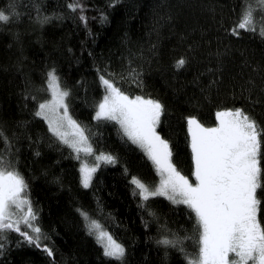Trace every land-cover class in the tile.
I'll list each match as a JSON object with an SVG mask.
<instances>
[{
    "label": "trees",
    "instance_id": "trees-1",
    "mask_svg": "<svg viewBox=\"0 0 264 264\" xmlns=\"http://www.w3.org/2000/svg\"><path fill=\"white\" fill-rule=\"evenodd\" d=\"M76 2L0 0V11L12 16L0 24V130L7 138L0 139V155L24 177L42 236L36 247L9 232L0 241V264H120L103 255L81 210L124 246L123 264H187L199 247L195 216L162 196L144 203L133 195L132 177L154 186L159 176L117 124L95 119L104 95L100 76L130 97L164 106L157 132L169 142L176 169L194 182L189 117L215 127L217 112L242 109L264 129V37L232 34L245 0H78L83 10L72 11L68 5ZM52 70L95 152L117 161L102 163L88 188L81 160L36 115L50 98ZM258 195L264 201V190ZM260 219L264 224V204ZM173 235L183 251L158 243Z\"/></svg>",
    "mask_w": 264,
    "mask_h": 264
},
{
    "label": "snow or ice",
    "instance_id": "snow-or-ice-1",
    "mask_svg": "<svg viewBox=\"0 0 264 264\" xmlns=\"http://www.w3.org/2000/svg\"><path fill=\"white\" fill-rule=\"evenodd\" d=\"M68 7L72 11L78 7L83 10L78 0ZM258 12L261 13L259 17ZM11 19L12 16L0 11V24ZM81 19L85 18L81 16ZM241 30L264 37V0H245L232 34L239 35ZM184 63L183 59L179 60L177 67ZM100 82L104 95L96 106L95 119L117 124L122 136L146 155L160 177L154 186L132 177L133 195L139 196L144 203L163 196L173 204L185 205L195 216L199 247L194 257H186L187 264H264V224L260 219L264 201L258 195L264 190V168L261 166L264 129L242 109L217 112L216 127H205L195 117H189L193 182L176 169L169 142L157 132L164 106L142 96L130 97L104 76H100ZM47 90L51 98L38 105L36 115L46 120L53 135L81 160V183L88 188L100 163L115 165L116 158L96 153L86 130L68 114L70 93L63 88L55 70L48 73ZM0 139L7 143L2 130ZM87 157H92L91 163ZM27 189L24 177L0 155V241L6 240L9 232H17L29 244L40 247L41 229L33 223L36 213ZM81 215L103 255L123 264L124 246L87 212L81 210ZM21 224L30 228L34 235L22 230ZM158 243L166 248L184 250L183 240L175 235L165 236ZM3 247L0 243V251ZM44 250L49 256L53 255L51 249Z\"/></svg>",
    "mask_w": 264,
    "mask_h": 264
},
{
    "label": "rangeland",
    "instance_id": "rangeland-1",
    "mask_svg": "<svg viewBox=\"0 0 264 264\" xmlns=\"http://www.w3.org/2000/svg\"><path fill=\"white\" fill-rule=\"evenodd\" d=\"M49 94H50V92H49ZM50 98H51V95H50ZM50 98H49V99H50ZM49 99H48V100H49ZM146 99H148V98H146ZM44 102H45V101H44ZM68 114L70 115L69 111H68ZM70 116H71V115H70ZM72 119H73V118H72ZM46 122H47V121H46ZM47 124H48V122H47ZM216 126H218V123H217ZM216 126H215V127H216ZM81 155H82V157H83V154H81ZM101 164H102V162L100 163V165H101ZM80 167H81V164H80ZM158 176H159V175H158ZM159 181H160V177H159ZM158 183H159V182H158ZM162 197H163V196H162ZM33 222H34V221H33Z\"/></svg>",
    "mask_w": 264,
    "mask_h": 264
}]
</instances>
